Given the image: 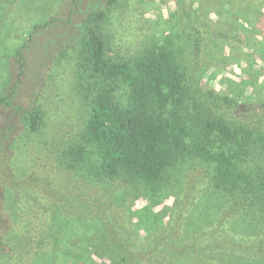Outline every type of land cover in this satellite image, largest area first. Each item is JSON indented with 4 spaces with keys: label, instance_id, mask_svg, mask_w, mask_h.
Returning <instances> with one entry per match:
<instances>
[{
    "label": "trees",
    "instance_id": "1",
    "mask_svg": "<svg viewBox=\"0 0 264 264\" xmlns=\"http://www.w3.org/2000/svg\"><path fill=\"white\" fill-rule=\"evenodd\" d=\"M7 1L11 5L12 0ZM212 1L222 3V10L231 11L235 0ZM258 1L264 4V0ZM179 2L182 10L185 2L189 5V0ZM194 2L199 6L193 9L195 17L183 10L186 37L172 38L161 31L157 37L135 45L140 37L136 30L140 6L128 1L121 12L120 0H104L103 7L89 8L72 25L83 54L79 65H85L88 71L89 81L80 84L86 113L79 129H52L44 140L57 149L65 179L73 171H82L89 178L84 180L88 184L120 180L137 188L142 210L134 224L140 226L136 229L139 237L126 239L123 233L104 231L102 235L107 238L102 241L91 233L75 242H46L44 258L37 264H238V247L229 248V244L238 242L236 233L221 228L225 223L232 227L239 218V229L254 236L247 224L257 218L255 213L264 212V92L261 88L258 91L256 81L246 73L238 91L232 93L218 94L197 80L195 72L203 76L205 68L213 64L211 59L223 56L226 47H244L247 41L242 32H229L199 16L202 1ZM255 3L238 0L237 15L264 40V7ZM106 15L113 22L110 32L104 30ZM176 32L181 30L176 28ZM32 35L26 32V41ZM25 47L24 43L13 53L19 77L24 72ZM18 83L19 78L12 91L0 95V107H12L25 132L37 134L42 122L38 107L13 104ZM258 107H263L262 115H257ZM178 161L204 173L199 177L205 184L202 189L215 191L214 196L222 200L224 209L213 230L206 220L197 227L190 225L188 214L196 202L185 195L178 201L179 209H184L179 218L170 219L164 226L161 217L169 206L161 200L168 199L165 195L173 184L167 182L168 171ZM74 187V192L82 194L78 186ZM219 191L227 196L222 198ZM184 199L188 201L184 203ZM66 200V213L85 220L92 206L97 220L106 222L107 218L98 213L97 201L86 197L80 201L72 196L79 202L72 205L69 197ZM200 226L207 232L199 234ZM234 226L238 230V225ZM153 229L156 233L148 241ZM246 255L247 264H255V252L249 250Z\"/></svg>",
    "mask_w": 264,
    "mask_h": 264
},
{
    "label": "rangeland",
    "instance_id": "2",
    "mask_svg": "<svg viewBox=\"0 0 264 264\" xmlns=\"http://www.w3.org/2000/svg\"><path fill=\"white\" fill-rule=\"evenodd\" d=\"M128 1L140 6L136 27L140 36L135 44L137 46L152 36L157 37L161 31L172 38L180 35L186 37L184 11L189 10L190 15L195 17L193 9L199 7L194 0H189V5L184 3V11L179 0H120L121 12ZM199 1H202L203 10L199 11V16L214 21L217 27L228 28L229 32H242L247 46L226 47L225 54L217 57L218 61L211 59L213 64L205 68L203 76L199 77V73L195 72L197 80L202 81L204 88L225 94L238 91L240 79L246 73L254 78L258 91L262 89L264 92V40L257 31L250 29L248 23H243L244 18H238V0L233 2L231 11L222 10L219 1ZM9 3L0 0V95L12 91L19 78L18 85L14 87L13 104L38 107L42 122L37 134H27L20 124L18 112L12 107H0L2 264H37L44 258L46 242L65 244L91 233L98 236V241L107 238L102 235L104 231L123 233L121 236L126 239L139 237L136 229L140 226L135 227L134 224L142 210L141 195L137 188L127 186L120 180L89 181L88 184L84 180L89 178L82 171L71 172L67 178L69 182H66L57 159V149L49 147L44 140L49 130H76L82 126L86 103L80 84L85 85L89 79L85 65H79L83 62V54L79 43L75 42L77 38L73 36L72 25H76L89 8L103 7L104 0H77L75 3L72 0H12L11 5ZM255 4L260 6L262 3L256 0ZM50 20H57V24L53 21L46 25ZM112 24L109 15H106L104 30L110 32ZM211 24L214 25L213 22ZM240 24H243L242 27ZM176 28L181 32L177 34ZM28 31L33 32V35L26 41L25 33ZM24 43V72L19 77L18 63L13 53ZM184 45L189 51L187 41ZM248 64L250 67H247ZM251 67L250 70H243ZM241 107L245 109L244 105ZM262 110L263 107H258L257 115H262ZM173 165L168 171L167 182L173 183L169 184L171 186L165 195L168 199L161 200L168 204L165 210L170 212H165L161 217L164 226L166 223L168 225L170 219L179 218L184 209H179L178 201L185 195L196 202L188 214L190 225L197 227L206 220L213 230L224 209L222 200L214 196L215 191L210 193L202 189L205 184L199 177L204 173L180 161ZM74 185L83 191L82 194L73 191ZM68 186L72 188L68 189ZM219 192L222 198L227 196V193ZM72 196L80 201L85 197L97 201L98 213L107 218L106 222L97 220L92 206L88 207L90 215L85 220L75 213H66L63 205L68 197L72 205L79 204L72 200ZM187 201L184 199L183 202ZM255 216L257 218L250 216L254 220L247 224L254 230V236L239 229L242 226L239 218L238 223H234L238 225V230L226 223L221 228L236 233L238 242L229 244V248L238 247V264H247L246 253L249 250L255 252L253 263L264 264V212L255 213ZM198 228L201 229L199 234L207 232L204 227ZM155 233L153 229L148 233L149 237L152 238ZM228 238L231 240L232 237ZM140 239L143 240V236ZM257 257L260 262L255 261Z\"/></svg>",
    "mask_w": 264,
    "mask_h": 264
}]
</instances>
